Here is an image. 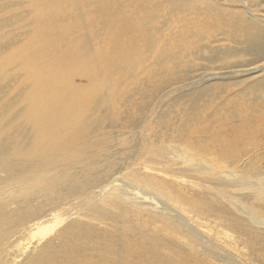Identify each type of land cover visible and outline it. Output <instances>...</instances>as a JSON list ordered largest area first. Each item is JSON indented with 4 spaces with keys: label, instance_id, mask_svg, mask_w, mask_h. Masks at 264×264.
<instances>
[{
    "label": "bare ground",
    "instance_id": "obj_1",
    "mask_svg": "<svg viewBox=\"0 0 264 264\" xmlns=\"http://www.w3.org/2000/svg\"><path fill=\"white\" fill-rule=\"evenodd\" d=\"M148 1L95 0L90 30L88 20L64 28L65 6L55 5L68 1L0 0V9L10 11L0 15V57L30 35L27 49L40 61L39 78L27 77L30 63L21 55L0 63V264H264V0ZM202 14L214 19L210 30H192ZM182 21L187 33L179 30ZM10 24L15 28L4 30ZM42 37H54L49 51ZM95 38L104 44L109 38L98 50L109 53L104 66ZM75 50L60 70L53 56L67 59ZM197 59L203 65H188ZM198 70L195 81L174 86ZM68 71L72 77L64 80ZM149 77L157 84L122 86ZM213 85L219 92L206 99L204 114L187 113L178 128L165 113L153 116L151 127L148 116L139 117L144 104L127 93L146 89L149 102L160 90L162 103L193 92L208 97ZM124 117L141 129L118 138L106 130L104 119ZM123 141L129 172L89 191ZM68 145H82V152H66ZM201 192L225 202L234 217L198 206ZM73 198L79 206L61 208ZM48 205L56 211L51 223L30 225ZM124 219L131 222L126 239ZM25 231L27 238H6ZM63 233L82 241L67 247Z\"/></svg>",
    "mask_w": 264,
    "mask_h": 264
},
{
    "label": "rangeland",
    "instance_id": "obj_2",
    "mask_svg": "<svg viewBox=\"0 0 264 264\" xmlns=\"http://www.w3.org/2000/svg\"><path fill=\"white\" fill-rule=\"evenodd\" d=\"M64 1H68V3L62 2V4L57 3L55 5L56 8H58V9H62L61 5L65 6L63 8V10H61L62 12H64V14H65L64 17L66 18V20L64 21V28L79 27L77 25L78 22H80L82 20L83 21L88 20V21H92V24H88V28L91 30L93 28V8H97L99 6V5L94 3L95 0H93L92 4L86 3L87 0H64ZM100 1L105 2V0H100ZM153 2H154V0L148 1V3H150L151 5ZM220 2L225 3V4H229L231 6L234 4L233 0H230V1L221 0ZM79 7H82L84 9V13H82L81 15H78ZM9 12L10 11L8 9H0V15H5ZM215 12H218V11H215ZM139 13H141V12H139ZM118 18L121 19L122 17L120 15H118ZM94 20H95V22L100 21L101 17L96 16L94 18ZM207 21H214V19L210 18L208 15L202 14L199 19L195 20V23L192 25V30H196L199 32L209 31L210 29L207 25ZM21 22L24 23L25 19H21ZM158 22L156 24H158ZM97 24H99V22H97ZM181 24L182 25L180 26L179 30H184V32L187 33V29H190V26L188 28L184 24V21H182ZM159 25H160V23H159ZM14 28H15L14 25L10 24V25L5 26L4 30H9V29H14ZM14 32L18 33L19 31L14 30ZM29 37H30V35L26 36L25 38H19L18 42L15 44V46H12L8 52H6L5 54H3L0 57V63L3 65H6L10 61H12L15 56L18 57L21 55V56L25 57V60H24L25 65L30 63V65H28L30 70L27 73V77L39 78L37 72H35L34 69L36 68V66L38 64H40V61H38V59H36V57H34V55L31 53V51H29V49H27L28 48L27 41H28ZM49 38L54 40V37H42L39 39V43L43 44V47L47 46L48 51L50 50L51 45L53 44L49 40ZM108 39L109 38H107V40L105 41V44L109 42ZM95 42H96L95 51H96V56H97V62L99 64H101L102 66H104L110 60L109 53L107 51L104 55L100 54L98 52V50L102 49L105 44L100 43L101 41L99 39H96V38H95ZM65 44H67V48H73L68 42H65ZM171 46L173 48H175L174 44H171ZM171 46H167L166 48H171ZM11 52L13 53L12 56L10 55ZM54 52H56V51H54ZM76 52L77 51L75 50L74 53L72 54L74 57H70L67 59L61 58L57 53L55 56H53V52H51V55L56 59L58 67L59 66L62 67L64 65L68 64L73 58L77 57V56H75ZM41 56H43V54H41ZM152 57L154 58V53L152 54ZM176 59H178V58H176ZM203 63H204L203 60L197 59V60H193V61L188 62V65H190L192 67H200V65H203ZM47 65L48 64L46 63L45 66H47ZM61 67H59L60 70L62 69ZM53 72H54L53 69L52 70L47 69L48 75L52 74ZM201 72L202 71L198 70L196 72H191L189 75L181 76L178 79H176V83H173V84H174V86H178V85L180 86L183 83H189L190 80H191V82L195 81L196 79H194V78H196V76L199 77V74ZM105 73L106 72H102V75H105ZM135 75H131L130 80H133L135 78ZM140 75L143 77H146L143 73L136 75V77H139ZM71 77H72V73H71V71H68L64 80L65 79L69 80ZM54 79H55V76H52L49 78V81L53 82ZM75 81L78 82L79 81L78 78H76ZM41 82H43L42 79L36 80L37 84H39ZM139 84H143L146 86H154L157 83L153 77H149V79H146V80H145V78H140L139 80H135L133 83H131L129 80H126V81H124L122 86L126 88V86H131V85L134 86V85H139ZM173 84H171L168 87H165L164 89L166 90V89L173 88ZM113 85H114L113 90H115V88L118 86H117V84H113ZM226 88L227 87H225V89ZM15 89H17V88L10 90L4 97L1 98V101L2 100L4 101L5 99H7L10 96H13V94L15 93ZM62 89L63 88H61L60 90H62ZM146 91H147L146 89H137V90H133L130 93L127 92L128 94H131V99L133 101H141L145 106V109L143 110V112L140 113L139 117L142 116V118H145L146 116H148L150 118L151 127H152L153 124H156L153 116H155L157 113H163V114L165 113L164 119L169 120V118L172 117L173 122L176 125V128H178L182 123H185L187 113L198 112V113H200V115L201 114L203 115L205 108H206L205 104H207L206 99H210L212 97V94L219 92V88H217L216 85H213L212 90L210 92L211 94L208 97H203V98L200 97L197 99V93L193 92L191 95H188V96L166 98L165 101L162 103L159 101L160 90H158L157 96H153L149 102H148V99L146 98V96L144 95ZM230 91L231 90H229L227 92L229 93ZM41 92H43V90H41ZM162 92H164V91H161V93ZM225 97L226 96L224 95L223 99H225ZM239 98H241L242 100L243 99L245 100V98H243L241 96H239ZM219 100L221 101L222 98L216 99V101H219ZM239 100H237L236 104L239 107H241V106H243V104H242L241 100H240V102H239ZM193 102H196L197 107L191 108V105L193 104ZM111 103H112V100H111ZM248 103L250 105H252L250 102H248ZM249 104L247 107H249ZM227 106H229V105L228 104L225 105V107H227ZM85 109H87V108H84L82 111H84ZM100 111H101L100 114L104 118V115H105L104 109L102 108V109H100ZM122 115H124V113H122L121 116ZM117 117H120V116H117ZM116 121L117 122H115L113 124H108L107 119L103 120L104 124L106 125V130L113 132L116 136L119 134L117 136V138L120 137V134H122V133H127L128 131H131V130L136 131V130L141 129V127H142V125L138 121H136L133 125L130 124V121H134L133 117H124L123 119H119ZM151 131H153V130H147L146 132L149 133ZM114 142H115V139L112 141V143H114ZM125 145H127V142H125V141L121 142L118 145L119 147H123V150L119 153H116L114 156H112L111 159H109V162L112 161V162H110L111 167L105 169L104 170L105 172H102L101 176L103 178H101V176H100V179L98 180V182L89 184L90 185L89 191H93V192L95 191L96 192V191L100 190V188H102L104 185L109 183L111 180L116 178L117 176H124L125 174H127V172H129V168L127 167V164L130 163L131 160L126 155V150H124ZM81 148H82V145H68L67 147H65V151L66 152H79V151L82 152ZM93 148H94V146H93ZM102 163H103V165L106 164V162H102ZM106 170H107V172H106ZM104 173H107L109 175L106 176V174H104ZM98 177H99V175L96 176V178H98ZM108 177H109V179H108ZM100 181H102V182H100ZM97 185L100 188L97 187ZM94 186H96L97 188L96 187L93 188ZM201 194H200V196H196V198H195L196 203L198 206H204L206 208H209V207L212 208V211L210 212V214L212 216H214V217L224 216L225 218L234 217L233 214H231L230 207L225 202H222V201L219 202V201L212 200V198L209 194H204L202 192H201ZM76 201H77V199H74V198L71 199L70 201L68 199H65L64 202L66 203V205H61V208L63 209L66 207L68 208L69 206H73ZM75 204H77L79 206V202H77ZM64 206H66V207H64ZM78 206L75 207L74 210H76L78 212H85V213L87 212L84 208H80ZM50 207H51L50 205L44 207L45 210H44V212L41 213V216L38 219H32V221H30L29 224L32 225L38 221H43L44 223H51V221L53 220V216H54L56 211H52L50 209ZM92 214H93V212H92ZM123 221H124V225L127 226V227L123 228V231H122L123 238L126 239L125 235H126V233L128 234L127 229L129 228L128 225H130L131 222L128 219H124ZM116 233H118V231H116ZM18 236H20V238H27L28 237L27 233L25 231V232H23L22 235L15 234L12 237L6 236V238L8 240H14ZM63 237H64L63 243L65 246H67L68 243H71V242H74L77 244V243H79V241L80 242L82 241V238L79 239L78 237H76L75 233H73V236H72L73 241H70L67 233L66 234L63 233ZM98 242L106 245L105 241L102 239H100ZM148 246L152 247L151 245H148ZM48 256L50 257L51 255H48Z\"/></svg>",
    "mask_w": 264,
    "mask_h": 264
}]
</instances>
